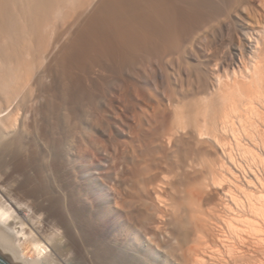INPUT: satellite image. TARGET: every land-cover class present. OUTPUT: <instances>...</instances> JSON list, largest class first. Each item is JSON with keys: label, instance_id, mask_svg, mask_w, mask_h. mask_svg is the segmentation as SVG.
<instances>
[{"label": "bare ground", "instance_id": "obj_1", "mask_svg": "<svg viewBox=\"0 0 264 264\" xmlns=\"http://www.w3.org/2000/svg\"><path fill=\"white\" fill-rule=\"evenodd\" d=\"M55 241L264 264V0H0V252Z\"/></svg>", "mask_w": 264, "mask_h": 264}, {"label": "rangeland", "instance_id": "obj_2", "mask_svg": "<svg viewBox=\"0 0 264 264\" xmlns=\"http://www.w3.org/2000/svg\"><path fill=\"white\" fill-rule=\"evenodd\" d=\"M255 4L257 5V3H254V6H255L254 9L257 10V8H256L257 6H256ZM104 87H105V86H104ZM106 87H107V86H106ZM56 241H57V240H56ZM56 241H55V242H56ZM57 242H58V241H57ZM57 242H56V243H57ZM56 243H54V244L52 243V245L50 244V246H51L52 248H50L49 245H48L49 248L47 247V248H48V249H47V251H48V252H47V256H46L45 260H43V262H44V263L42 262L43 264H45V263H46V264H48V263H49V264H58V263L61 262L60 260L64 258V257L61 258L60 255L62 254V252H60V248L58 249V247H59L58 245H59V244H58V243L56 244ZM56 247H57V248H56ZM58 250H59V251H58ZM51 251H52V252H51ZM55 251H56V252L58 251V252L56 253ZM49 253H50V254H49ZM58 253H59L60 255H59ZM53 255H54V256H53ZM55 255H56V256H55ZM48 256H49V257H48ZM54 257H55L56 260L54 259ZM59 258H60V259H59ZM46 260H47V261H46ZM52 262H55V263H52ZM67 263H68V262H67Z\"/></svg>", "mask_w": 264, "mask_h": 264}, {"label": "water", "instance_id": "obj_3", "mask_svg": "<svg viewBox=\"0 0 264 264\" xmlns=\"http://www.w3.org/2000/svg\"><path fill=\"white\" fill-rule=\"evenodd\" d=\"M0 264H13L9 258H7L4 254L0 252ZM14 264H21V263H14Z\"/></svg>", "mask_w": 264, "mask_h": 264}]
</instances>
